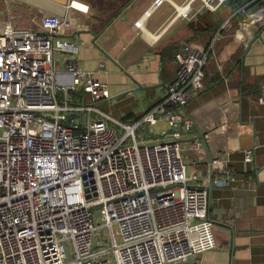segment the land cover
I'll return each mask as SVG.
<instances>
[{
	"label": "built area",
	"instance_id": "built-area-1",
	"mask_svg": "<svg viewBox=\"0 0 264 264\" xmlns=\"http://www.w3.org/2000/svg\"><path fill=\"white\" fill-rule=\"evenodd\" d=\"M192 1L175 6L174 17L189 19ZM199 1L214 12L228 0ZM63 25L36 31L8 21L0 29V264L192 262L207 185L235 181L223 151L210 157L215 171L206 182L188 174L207 151L195 138L190 164L183 161L180 128L188 132L191 123L173 113L202 89L212 45L181 44L161 103L121 123L96 107L107 85L78 64V44ZM231 25L228 18L220 29ZM159 118L167 127L158 138L139 140L137 129ZM242 154L253 162L254 147ZM101 227L108 240H96Z\"/></svg>",
	"mask_w": 264,
	"mask_h": 264
},
{
	"label": "crops",
	"instance_id": "crops-1",
	"mask_svg": "<svg viewBox=\"0 0 264 264\" xmlns=\"http://www.w3.org/2000/svg\"><path fill=\"white\" fill-rule=\"evenodd\" d=\"M39 1L0 0V29L8 21L36 31L63 22V35L78 44V64L107 85L108 98L96 107L121 123L161 103L175 77L176 48L212 45L202 89L173 113L191 123L188 132L180 128L182 139L198 138L207 151L188 174L206 182L210 157L223 151L235 181L208 191L207 217L195 233L197 259L187 264H264V0L239 6L228 0L214 12L194 0L189 19L173 15L188 0H70L67 7L64 0ZM207 12L214 14L213 32L195 25ZM228 18L231 27L220 29ZM160 122L165 126L153 134ZM166 127L162 118L142 124L138 139H157ZM248 147H254L251 163L243 161Z\"/></svg>",
	"mask_w": 264,
	"mask_h": 264
},
{
	"label": "rangeland",
	"instance_id": "rangeland-1",
	"mask_svg": "<svg viewBox=\"0 0 264 264\" xmlns=\"http://www.w3.org/2000/svg\"><path fill=\"white\" fill-rule=\"evenodd\" d=\"M36 1H39V0H36ZM47 1H49V2H53V3H55L53 0H47ZM39 2H41V1H39ZM78 121H80V117L78 118V119H75L74 120V122L75 123H77ZM165 125H164V123H162V122H160V123H158L156 126H154V127H152L151 129H150V131L153 133V134H155V133H157L158 131H160V129H162L163 127H164ZM189 143H190V141L189 140H181L180 141V153H181V157H182V159H183V161L184 162H186L187 164H189V162L191 161V155L193 154L192 153V151H190L189 149H188V146H189ZM194 169V168H193ZM191 170H192V168L189 170V172H191ZM193 172V171H192ZM191 172V173H192ZM96 217V219H97V216H95ZM96 222L100 225L101 223H100V220L99 219H97L96 220ZM106 231V229L105 228H99V230H98V232H97V236H96V240H98V239H107L108 240V238H106V237H104V236H101V235H103L104 234V232ZM68 249H70V248H68ZM71 251V250H70Z\"/></svg>",
	"mask_w": 264,
	"mask_h": 264
},
{
	"label": "trees",
	"instance_id": "trees-1",
	"mask_svg": "<svg viewBox=\"0 0 264 264\" xmlns=\"http://www.w3.org/2000/svg\"><path fill=\"white\" fill-rule=\"evenodd\" d=\"M243 1L244 0H231V5L232 6H239V5L242 4ZM214 23H215V21H214V14L207 12L204 17L197 18V22L195 23V25H196V28H199V29H200L199 26H202V25L205 26V31H208V30L211 31L210 28H212V32H213L214 29H215V27H213V26H215ZM195 25L193 24V26H195ZM206 46H208V45H206Z\"/></svg>",
	"mask_w": 264,
	"mask_h": 264
},
{
	"label": "water",
	"instance_id": "water-1",
	"mask_svg": "<svg viewBox=\"0 0 264 264\" xmlns=\"http://www.w3.org/2000/svg\"><path fill=\"white\" fill-rule=\"evenodd\" d=\"M243 55H244V53H242V54L238 57V59H237L236 62H238V60H240V59L243 57ZM236 62H235V63H236ZM71 117H72V115H68V116L66 117V120L69 121V119H70ZM200 137L202 138L201 135H200ZM211 174H212V170H211V167H210L209 175H211ZM206 188H207V190L209 191V190L211 189V185L208 184Z\"/></svg>",
	"mask_w": 264,
	"mask_h": 264
},
{
	"label": "bare ground",
	"instance_id": "bare-ground-1",
	"mask_svg": "<svg viewBox=\"0 0 264 264\" xmlns=\"http://www.w3.org/2000/svg\"><path fill=\"white\" fill-rule=\"evenodd\" d=\"M36 1V0H35Z\"/></svg>",
	"mask_w": 264,
	"mask_h": 264
}]
</instances>
